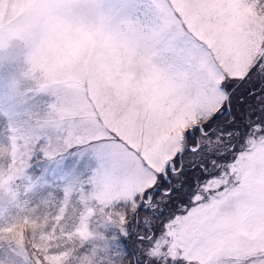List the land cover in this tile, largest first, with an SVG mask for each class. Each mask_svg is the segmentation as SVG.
<instances>
[{"label": "snow or ice", "instance_id": "1", "mask_svg": "<svg viewBox=\"0 0 264 264\" xmlns=\"http://www.w3.org/2000/svg\"><path fill=\"white\" fill-rule=\"evenodd\" d=\"M15 48L126 264H264V0H0Z\"/></svg>", "mask_w": 264, "mask_h": 264}, {"label": "rangeland", "instance_id": "2", "mask_svg": "<svg viewBox=\"0 0 264 264\" xmlns=\"http://www.w3.org/2000/svg\"><path fill=\"white\" fill-rule=\"evenodd\" d=\"M21 55V48L0 53V139L9 155L7 164L0 162V219L42 220L35 234L15 242L14 253L21 264H121L124 249L116 233L127 223L125 210L96 178L92 152L65 146L49 122L48 105L56 97L31 91L33 81L21 75ZM55 190L59 206L49 215L42 207Z\"/></svg>", "mask_w": 264, "mask_h": 264}, {"label": "trees", "instance_id": "3", "mask_svg": "<svg viewBox=\"0 0 264 264\" xmlns=\"http://www.w3.org/2000/svg\"><path fill=\"white\" fill-rule=\"evenodd\" d=\"M3 129L4 124L3 121L0 119V138L3 137ZM9 161L8 155V144L5 140L0 139V162L3 164H7ZM55 196H53V200L49 202L48 205H43L42 208L45 209V212H48L49 215L54 214L59 206L58 201H56L57 197L61 196V193L58 191H53ZM41 213L39 212V216ZM42 219L37 220L38 223L36 225L31 224L30 220H23L22 218H8V219H0V264H21L20 257H18L14 253V244L15 242L22 238V237H31L33 234L36 233L38 226H40V222ZM16 226L17 230H19L20 226H23V233L22 236L16 237L14 235H10L6 233L4 230L10 227ZM121 264H126L124 260V255L121 259Z\"/></svg>", "mask_w": 264, "mask_h": 264}]
</instances>
